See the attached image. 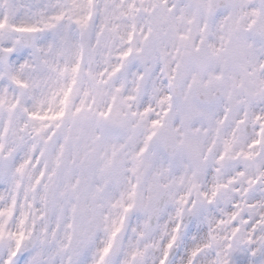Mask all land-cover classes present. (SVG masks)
Segmentation results:
<instances>
[{
  "label": "snow or ice",
  "instance_id": "obj_1",
  "mask_svg": "<svg viewBox=\"0 0 264 264\" xmlns=\"http://www.w3.org/2000/svg\"><path fill=\"white\" fill-rule=\"evenodd\" d=\"M0 264H264V0H0Z\"/></svg>",
  "mask_w": 264,
  "mask_h": 264
}]
</instances>
